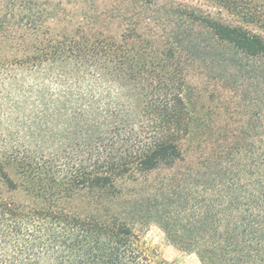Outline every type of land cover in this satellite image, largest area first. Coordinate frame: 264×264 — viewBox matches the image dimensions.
Wrapping results in <instances>:
<instances>
[{
    "label": "trees",
    "instance_id": "1",
    "mask_svg": "<svg viewBox=\"0 0 264 264\" xmlns=\"http://www.w3.org/2000/svg\"><path fill=\"white\" fill-rule=\"evenodd\" d=\"M148 222L264 264V0H0V264H163Z\"/></svg>",
    "mask_w": 264,
    "mask_h": 264
},
{
    "label": "rangeland",
    "instance_id": "2",
    "mask_svg": "<svg viewBox=\"0 0 264 264\" xmlns=\"http://www.w3.org/2000/svg\"><path fill=\"white\" fill-rule=\"evenodd\" d=\"M190 75L191 77H188L189 83L196 87L199 94L201 95L200 99L204 101V105H209L211 108H215L214 125L218 128L223 127L227 121V116L223 111V106H226L225 104L230 96L234 98L232 92L229 90H219L216 91L217 94L215 96V91H213L212 86L214 83L213 81L209 80L208 77L202 74ZM209 94L210 97L211 95L215 96L214 101H210ZM232 106H234V104H232ZM235 116L240 117L241 115L236 114ZM185 146L186 144L184 147ZM139 226H143L142 230L140 231L141 246L148 253L159 256V258L163 260V264H201L193 252L185 251L171 244V242L165 237L163 231L156 223H141Z\"/></svg>",
    "mask_w": 264,
    "mask_h": 264
}]
</instances>
